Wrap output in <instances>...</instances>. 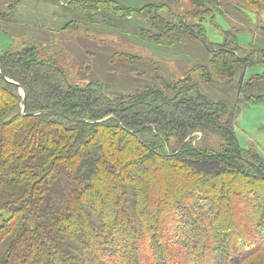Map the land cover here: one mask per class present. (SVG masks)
I'll return each mask as SVG.
<instances>
[{
  "label": "trees",
  "instance_id": "trees-1",
  "mask_svg": "<svg viewBox=\"0 0 264 264\" xmlns=\"http://www.w3.org/2000/svg\"><path fill=\"white\" fill-rule=\"evenodd\" d=\"M88 2L155 52L185 40L206 55L174 81L126 56L138 77L118 88L74 84L35 48L0 54V264H264V158L235 130L242 108L264 102V47H241L232 25L209 40L226 0ZM211 135L218 149L203 146Z\"/></svg>",
  "mask_w": 264,
  "mask_h": 264
},
{
  "label": "rangeland",
  "instance_id": "rangeland-1",
  "mask_svg": "<svg viewBox=\"0 0 264 264\" xmlns=\"http://www.w3.org/2000/svg\"><path fill=\"white\" fill-rule=\"evenodd\" d=\"M88 1L21 0L16 5V0H0L2 14L8 13L15 7L14 15L6 19L2 18L0 22V54L4 51L15 53L27 48H35L43 56L58 60L62 65L64 63L70 72L66 69L68 78L74 84H79L81 79L88 82L92 78H104L105 83L108 82L111 87L118 88L124 87L125 81L138 77L132 72L126 56L127 58L134 56V59L139 61L135 68L138 65L156 63L159 69L157 72L167 80L174 81L181 76L182 67L184 69L193 60L204 57L202 54L206 55L199 43L185 40L178 45L176 54L171 53L168 48L155 52L150 47L135 42L130 35L124 34L128 29L121 21L115 19L110 6L100 3L98 6L101 10L93 8L89 12L84 9L85 6V8L92 6ZM117 1L134 8L144 6L147 1L151 3L150 0ZM156 1L167 2V0ZM84 2L88 3L82 7ZM226 2L229 3L227 0ZM232 4L235 2L233 1ZM180 5L181 13L183 10H191L189 3ZM171 6L179 11L178 7ZM245 7L247 9L243 8L241 11L229 3V7L223 8L225 15H217L216 28L206 22L209 40L215 43L222 42V31L231 30L232 25L242 29L238 35V43L241 47L250 48L254 45V41L257 46L264 47V34L260 29H256L264 27V11L256 12L251 10L250 6ZM142 21L145 24V19ZM70 22L72 23L65 28ZM196 45L198 47H195ZM141 67L147 68V66ZM253 73H256V70L252 69L249 75ZM19 96H22L20 89ZM235 130L242 148H253L264 158V102L242 108ZM220 145L221 139L218 136L211 135L205 137L203 141V146L212 149H218ZM170 240L176 242V237L167 238V241L162 242L168 243L171 242ZM86 254H84L85 260ZM143 254L153 256V251L144 246ZM259 259L261 262L264 260L259 255L255 256L254 260L259 261ZM92 261L93 259L89 262Z\"/></svg>",
  "mask_w": 264,
  "mask_h": 264
},
{
  "label": "water",
  "instance_id": "water-1",
  "mask_svg": "<svg viewBox=\"0 0 264 264\" xmlns=\"http://www.w3.org/2000/svg\"><path fill=\"white\" fill-rule=\"evenodd\" d=\"M2 75H3V73H2ZM7 81L10 82V83H12V84H14L15 86H17V87L21 90V92H22V97H23V101H22V110L24 111V110H25V106H26V96H27V95H26V92H25V90H24V88L21 87L19 84L13 82V81H10V80H8V79H7ZM262 173H263V175H264V172H263V171H262Z\"/></svg>",
  "mask_w": 264,
  "mask_h": 264
},
{
  "label": "crops",
  "instance_id": "crops-1",
  "mask_svg": "<svg viewBox=\"0 0 264 264\" xmlns=\"http://www.w3.org/2000/svg\"><path fill=\"white\" fill-rule=\"evenodd\" d=\"M45 23H46V21H45ZM45 25H46V24H45ZM251 70H252V69H251ZM251 70H250V71H251ZM250 71H249V72H250ZM249 72H248V77H250V76H252V75L255 74V73H253L252 75H249ZM258 72H261V71L259 70Z\"/></svg>",
  "mask_w": 264,
  "mask_h": 264
}]
</instances>
